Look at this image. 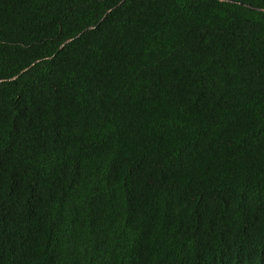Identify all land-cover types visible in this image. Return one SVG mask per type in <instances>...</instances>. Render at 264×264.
I'll return each instance as SVG.
<instances>
[{
    "label": "trees",
    "instance_id": "obj_1",
    "mask_svg": "<svg viewBox=\"0 0 264 264\" xmlns=\"http://www.w3.org/2000/svg\"><path fill=\"white\" fill-rule=\"evenodd\" d=\"M0 264H264V0H0Z\"/></svg>",
    "mask_w": 264,
    "mask_h": 264
}]
</instances>
